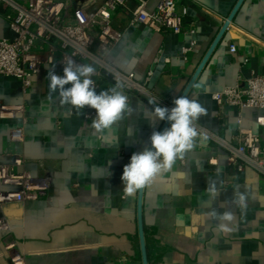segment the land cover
<instances>
[{
	"label": "crops",
	"instance_id": "crops-1",
	"mask_svg": "<svg viewBox=\"0 0 264 264\" xmlns=\"http://www.w3.org/2000/svg\"><path fill=\"white\" fill-rule=\"evenodd\" d=\"M237 2L179 0V11L186 10L188 32L174 34L130 25L137 0H129L113 16L123 37L108 61L125 74L134 73L138 81L152 69L154 95L174 101ZM154 5L151 0L149 9ZM13 37L8 21L0 16V41ZM232 46L235 53L230 51ZM185 48L189 50L184 52ZM52 67L63 74L60 62L45 65L28 89L14 77L0 76V103L25 106L15 119H0V164H12L22 156L25 168L49 184L37 200L0 206V217L9 224L8 230L0 231V264H12L14 252L26 264H143L138 192L123 197L121 176L131 155L148 147L152 132L160 131L165 121L150 125L145 109L152 105L125 89L134 111L102 139L91 127L94 117L86 118L94 109L85 108L80 114L73 109L69 114V106H61L58 93L50 91ZM252 73L264 75V0L243 2L190 91L188 96L209 113L197 126L232 142L238 109L226 107L223 128L213 94L244 85ZM92 78L97 91L115 84L107 75ZM260 116L264 110H246L243 124L260 136L264 147V127L257 124ZM18 127H23L25 139L13 142L10 132ZM211 159L217 163L210 164ZM213 182L220 193L214 200L206 191ZM237 186L247 197L244 212L233 203ZM6 189L0 183V191ZM212 210L232 211L236 230L224 234L217 231V220L202 219ZM143 214L150 264H264V175L252 168L237 171L225 148L211 137L207 143L198 141L173 172L144 189ZM12 243L13 252L6 249Z\"/></svg>",
	"mask_w": 264,
	"mask_h": 264
},
{
	"label": "built area",
	"instance_id": "built-area-1",
	"mask_svg": "<svg viewBox=\"0 0 264 264\" xmlns=\"http://www.w3.org/2000/svg\"><path fill=\"white\" fill-rule=\"evenodd\" d=\"M129 0H0V16L6 19L14 32L12 39L0 41V76L18 79L24 89L32 85L34 77L39 75L45 65L60 62L61 71L68 59L80 64H94L96 75H107L114 82L123 79L126 90L148 98L155 96L150 89L153 70H149L143 81H138L134 73L125 74L111 65L108 56L123 37V31L115 28L114 14L125 7ZM137 0L130 25L143 24L157 33L188 32L184 17L186 10L179 11V0ZM189 49L185 48L184 52ZM230 51L236 52L232 46ZM247 61V60H246ZM157 97V96H155ZM160 105L173 107V101L160 98ZM218 105V117L221 126H227L224 115L226 107L238 109L237 134L229 142L210 131L208 136L222 145L228 152L229 163L239 172L252 168L264 175V147L260 136L244 126L243 115L246 110H264V75L252 73L244 85L227 87L222 92L213 94ZM25 112L24 105H6L0 103V119H15ZM95 112L88 113L92 119ZM257 124L264 127V116L257 119ZM13 142L25 139L23 127L10 132ZM22 156L14 158L12 164H0V183L7 187L0 191V206L22 204L26 200H37L48 190V181L36 177L25 168ZM8 222L0 217V231L8 230ZM15 251L12 243L6 248ZM12 264H26L24 257L17 252L12 256Z\"/></svg>",
	"mask_w": 264,
	"mask_h": 264
},
{
	"label": "clouds",
	"instance_id": "clouds-1",
	"mask_svg": "<svg viewBox=\"0 0 264 264\" xmlns=\"http://www.w3.org/2000/svg\"><path fill=\"white\" fill-rule=\"evenodd\" d=\"M94 64H80L68 59L63 66V74L59 75L52 67L48 71L49 89L58 93L61 106H69L68 113L74 109L77 114L85 108L95 110L91 127L94 134L103 137L123 121L126 115H131L134 108L129 96L125 94L126 82L117 79L114 86L97 91ZM196 87H200L197 85ZM147 101L152 108L145 109L147 121L155 125L157 121H167L169 127L163 131H153L150 145L141 152H134L129 163L123 167L121 181L124 185L122 196L134 197L137 192L151 187L158 179L173 172L178 161H184L192 153L198 141L208 142L206 131L198 128L202 116H208V110L197 99L181 95L174 99V106L160 105V99L148 96ZM214 159L210 164H216ZM237 190L234 192L233 203L244 212L247 210V197ZM210 199H216L219 191L215 183H208L206 189ZM202 219L218 221L217 231L230 234L236 230L235 215L232 211L218 213L212 210L203 215Z\"/></svg>",
	"mask_w": 264,
	"mask_h": 264
},
{
	"label": "water",
	"instance_id": "water-1",
	"mask_svg": "<svg viewBox=\"0 0 264 264\" xmlns=\"http://www.w3.org/2000/svg\"><path fill=\"white\" fill-rule=\"evenodd\" d=\"M245 0H238L237 4L235 5L233 11L225 21L224 25L222 26L219 34L217 35L216 39L214 40L213 44L209 48L208 52L206 53L205 57L203 58L202 62L198 66L197 70L195 71L194 75L190 79L188 85L184 89L181 95H189L190 91L192 90L196 80L200 76L201 72L203 71L204 67L206 66L208 60L210 59L211 55L213 54L214 50L220 43L222 37L224 36L225 32L229 28L231 22L233 21L236 13L238 12L239 8L243 4ZM169 123L167 121L164 122L163 126L161 127L160 131H163L166 127H169ZM143 197H144V190L138 192V205H137V227H138V234L140 239V246H141V254H142V262L143 264H150L149 263V255H148V248L145 239V226H144V214H143Z\"/></svg>",
	"mask_w": 264,
	"mask_h": 264
}]
</instances>
